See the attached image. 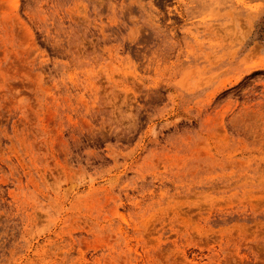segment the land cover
I'll return each mask as SVG.
<instances>
[{"label":"rangeland","instance_id":"374dc122","mask_svg":"<svg viewBox=\"0 0 264 264\" xmlns=\"http://www.w3.org/2000/svg\"><path fill=\"white\" fill-rule=\"evenodd\" d=\"M0 264H264V0H0Z\"/></svg>","mask_w":264,"mask_h":264}]
</instances>
